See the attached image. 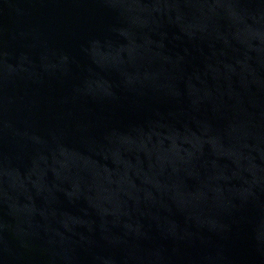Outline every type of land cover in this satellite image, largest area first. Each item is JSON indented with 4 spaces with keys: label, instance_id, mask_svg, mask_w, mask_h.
Instances as JSON below:
<instances>
[{
    "label": "water",
    "instance_id": "95a60500",
    "mask_svg": "<svg viewBox=\"0 0 264 264\" xmlns=\"http://www.w3.org/2000/svg\"><path fill=\"white\" fill-rule=\"evenodd\" d=\"M0 264H264V0H0Z\"/></svg>",
    "mask_w": 264,
    "mask_h": 264
}]
</instances>
